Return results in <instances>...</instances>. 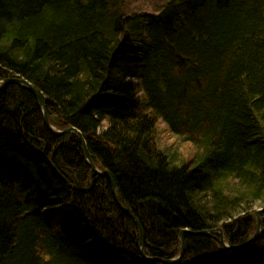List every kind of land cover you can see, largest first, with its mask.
Here are the masks:
<instances>
[{"label":"trees","instance_id":"obj_1","mask_svg":"<svg viewBox=\"0 0 264 264\" xmlns=\"http://www.w3.org/2000/svg\"><path fill=\"white\" fill-rule=\"evenodd\" d=\"M125 3L0 0V82L29 80L51 126L81 132L116 185L76 134L50 133L30 90L0 89V264H162L179 256L183 230H222L232 246L253 235L264 0H168L157 15ZM128 77L141 78L144 101ZM160 122L191 154L162 143ZM262 233L244 251L189 233L179 264H260Z\"/></svg>","mask_w":264,"mask_h":264},{"label":"bare ground","instance_id":"obj_2","mask_svg":"<svg viewBox=\"0 0 264 264\" xmlns=\"http://www.w3.org/2000/svg\"><path fill=\"white\" fill-rule=\"evenodd\" d=\"M124 9H125V6H124ZM125 11H126V9H125ZM146 12H148V13H151V14H154V15H157V14H159V11H157V12H150V11H146ZM145 11H141V12H138V13H146ZM127 14H129L128 12H126ZM130 14H134V13H130ZM6 80H14V81H16V82H12V83H9V84H15V85H19V86H21V87H24L25 89H27V90H30L29 89V87H27V86H25V85H28V84H31L30 83V81L28 80H26V79H24V78H21V77H19L18 75L16 76V77H12V78H8V79H6ZM21 81H25L26 83H23V82H21ZM5 82L6 81H1L0 82V89H1V86H3L4 84H5ZM28 83V84H27ZM127 83H130L132 86H136L137 87V89L139 88V90H140V92H139V98H140V96H141V98L140 99H142L143 101L145 100V96H146V94H145V92H143L142 90H143V84H142V80H141V78L140 77H128L127 79H126V84ZM8 84V85H9ZM7 86V85H6ZM31 86H32V84H31ZM33 87V86H32ZM135 87V88H136ZM34 90H36L35 88H33ZM32 93H33V91L32 90H30ZM37 91V90H36ZM37 93H38V96H40L41 98H42V95L41 94H39V92L37 91ZM34 94V93H33ZM34 96L36 97V95L34 94ZM37 99V98H36ZM38 100V99H37ZM42 100H43V98H42ZM39 103H40V101H39ZM41 104V103H40ZM41 108H42V111L44 112V122H45V114H46V116H47V120H48V111H47V109H46V105H45V111H46V113H45V111H44V108H43V106L41 105ZM48 122H49V120H48ZM46 123V122H45ZM49 125H50V127H51V129L52 128H54L55 129V127H53V126H51V123L49 122ZM47 126V125H46ZM69 128H66V129H64L63 131H59V133H61V136H64V134H76L78 137H79V135L77 134V133H73V132H70V133H67V130H68ZM79 132V131H78ZM81 133V132H80ZM81 135H82V133H81ZM82 138H83V140H84V137H83V135H82ZM79 139H80V137H79ZM80 142H81V139H80ZM84 142H85V140H84ZM82 143V142H81ZM86 143V146H87V142H85ZM83 144V143H82ZM83 147H84V144H83ZM87 150H88V147H87ZM84 151H85V148H84ZM89 152V151H88ZM86 162H87V164H89L88 163V161L86 160ZM90 165V164H89ZM91 167V166H90ZM96 167V166H95ZM92 169V168H91ZM93 170V169H92ZM93 172H95V171H93ZM101 173L102 172H105V171H100ZM105 173H107V172H105ZM108 174V173H107ZM96 175H100V174H97L96 173ZM100 176H102V177H108L109 178V180H110V182H111V179H112V181H113V178L111 177V175L110 174H108V176H103V175H100ZM113 183H114V181H113ZM259 211H261L262 213H263V211L262 210H259ZM138 218V217H137ZM257 222H258V220H257ZM258 224H259V222H258ZM140 225H141V223H140ZM263 227H264V224H263V226H262V229L260 230V235L258 236V238L255 240V242L259 239V237L261 236V234H263L262 232H263ZM142 228V227H141ZM257 229H258V227H257ZM201 232H203V233H206V235H200V233ZM200 233H196V232H194V233H192L191 231H188V230H183L181 233H180V240H181V247H180V249H179V253H178V257L177 258H174V259H168V261H171V260H176V259H180V261H179V263L183 260V258H184V256H185V254H186V252H187V249H186V251H185V253H184V255L181 257V254L183 253V248H182V237H183V239L184 240H186L185 239V235H189V233L190 234H192L193 236H196V237H213L214 236V234H217V235H219V243L217 244L218 246L220 245V246H223L227 251H244L245 249H248V248H251L252 246H253V244L255 243H250L251 242V240H253L254 238H255V235L257 234L256 232H257V230L255 231V233L251 236V238H249L247 241H245L243 244H240V245H230L228 242H227V240L228 239H226V236L224 235V233H223V231L222 230H218V231H213V230H211V231H201ZM185 244H186V241H185ZM186 248H187V245H186ZM251 250V249H250ZM248 251L247 253H246V256H248V257H250V255H251V253L254 251ZM145 259H147V260H149L147 257L145 258ZM210 261V260H209ZM179 263H172V264H179ZM259 263L260 264H264V261H259ZM162 264H167V260H164V261H162Z\"/></svg>","mask_w":264,"mask_h":264},{"label":"rangeland","instance_id":"obj_3","mask_svg":"<svg viewBox=\"0 0 264 264\" xmlns=\"http://www.w3.org/2000/svg\"><path fill=\"white\" fill-rule=\"evenodd\" d=\"M168 0H126L125 3V9L126 12L130 13H135V12H141V11H150V12H155L157 9L160 8V6H162L163 4H165ZM54 129V128H53ZM56 132H59L58 130L54 129ZM51 133V132H50ZM159 138L161 139L162 143L166 144L168 147L174 149H179V153L181 154L180 156L183 158V156L185 157V155H189L192 152L191 147L186 144L181 142L178 138H175L174 135L171 133L170 128L167 127V125L164 122H160L159 124ZM97 172H94L95 174L101 170L100 167H95ZM119 204V203H118ZM120 206V204H119ZM122 208V205H121ZM258 208H255L253 211L256 212V214L259 212L257 211ZM260 219V222L263 224V220L261 218V214L258 216ZM258 217L257 215H255V230L253 232V234L255 233V231L257 230L258 227ZM136 223V222H135ZM138 228V227H137ZM140 233V230H139ZM141 246V243H140ZM260 253L259 250H256L255 254ZM253 255V253H251ZM253 260L248 259L247 262H249V264H255L252 263ZM244 264H247L246 261L244 260ZM257 264V263H256Z\"/></svg>","mask_w":264,"mask_h":264},{"label":"water","instance_id":"obj_4","mask_svg":"<svg viewBox=\"0 0 264 264\" xmlns=\"http://www.w3.org/2000/svg\"><path fill=\"white\" fill-rule=\"evenodd\" d=\"M12 82L14 83V82H16V81H14V80H6L5 84H4L3 86H1V89L4 88V87H6V85H8L9 83H12ZM21 82L26 83L25 81H21ZM27 84H28V83H27ZM25 86L29 87V89L33 91V93L36 95V98L38 99V101H40V103H41V105L43 106L44 111H45V102H44V100H42V98H41L40 96H38L37 91L33 89V87L31 86V84H28V85H25ZM45 113H46V111H45ZM45 122H46V125H47L48 130H49L52 134H54V135H56V136H61V133L56 132L53 128L51 129V127H50V125H49V122H48V120H47V116H46V114H45ZM70 132H73V133L75 132V133H77V134L79 135V137H80V139H81V142L84 144L85 153H86V160H87L88 163L90 164V166H91V168L93 169V171L97 172V170H96V168H95V164L92 163V157H91V154H90V153L88 152V150H87L86 143L84 142L81 133L78 132V130H77L76 128H69V129L67 130V133H70ZM98 174L103 175V176H108V174L105 173V172H102V173H101V172H98ZM111 184L113 185L114 190H116V185H114L112 179H111ZM122 207H123L124 212H125L129 217H131L132 219H134V221L136 222L137 227H138L139 230H140V239H141L140 250H141L142 256L145 257L144 250H143V249H144V243H145L144 234H143V228H141V225H140V222H139L138 218L134 215V213L132 212V210L130 209V207L127 206L125 203L122 204ZM263 212H264V211H263ZM261 213H262V212L259 211V212L256 214L257 217H258ZM258 222H259V224H258V229H257V232H256L257 234L255 235V238H254L253 240H251L250 243H254L255 240H256V239L258 238V236L260 235V230L262 229L263 224L260 222L259 217H258ZM206 233H207V232H206ZM206 233L201 232L200 235H206ZM182 248H183V253L181 254V257L184 255V253H185V251H186V249H187V248H186V244H185V240L183 239V237H182ZM179 261H180V259L178 258V259H176V260L167 261V264L179 263Z\"/></svg>","mask_w":264,"mask_h":264}]
</instances>
